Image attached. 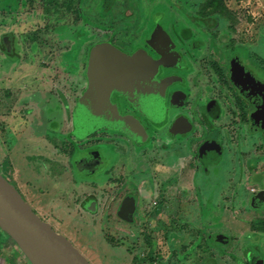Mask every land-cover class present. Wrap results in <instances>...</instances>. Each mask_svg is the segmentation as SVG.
<instances>
[{"label": "flooded vegetation", "instance_id": "1", "mask_svg": "<svg viewBox=\"0 0 264 264\" xmlns=\"http://www.w3.org/2000/svg\"><path fill=\"white\" fill-rule=\"evenodd\" d=\"M132 1L135 10L131 5L119 12V0L108 7L105 0H0L9 16L8 30L0 36L9 35L10 60L19 58L23 44L33 61L45 51L56 52L70 39L72 45L63 55L79 58L82 52L84 73L89 50L97 42H110L127 51L142 47L156 57L145 42L154 28L180 56L158 71L157 78L166 88L164 110L157 119H147L127 98L122 99L124 111L136 116L147 131L148 139L142 144L106 127L84 137L73 133L72 114L85 87L83 77L77 83L80 89L74 103L68 104L59 92L63 102H44V108L38 109L43 110L40 120L45 125L35 135L40 146L31 150L25 143L19 151L25 169L38 174L24 184L29 190L39 184L43 207L49 205L55 212L42 213L28 199L6 170L13 167L12 157L4 155L0 172H7V177L3 175L19 192L21 187L22 197L54 229V223L66 220L54 208L61 204L58 198L73 200L80 222L102 223V237L89 246L102 249L107 264H264V220H252L259 223L256 234L238 252L236 246L228 248L234 238L222 230L224 207L239 203L254 211L264 208V202L259 210L250 204L264 190V133L257 129L260 116L255 105L261 92L251 101L245 99L230 75L232 63H239L264 83V57L249 54L234 36L220 29L217 15L206 14L202 6L195 8L191 0L158 1L145 19L143 1ZM132 18L134 24H127ZM143 21L146 25L137 40L119 37L120 31L135 30ZM94 30L103 38L96 40ZM85 37L91 41L87 48ZM69 63L73 69L77 62ZM147 98L142 105H157L153 94ZM63 114L70 128L60 133ZM4 128L0 127V146L6 141V151L17 153L12 150L15 138L11 134L5 139ZM50 133L61 134L67 142L64 153L42 151ZM81 182L85 187H80ZM221 236L228 241L223 242ZM99 239L104 244L101 249Z\"/></svg>", "mask_w": 264, "mask_h": 264}, {"label": "rangeland", "instance_id": "2", "mask_svg": "<svg viewBox=\"0 0 264 264\" xmlns=\"http://www.w3.org/2000/svg\"><path fill=\"white\" fill-rule=\"evenodd\" d=\"M119 1L120 4L119 7H117V11L119 12L131 6L133 3L132 0ZM142 1L144 5L143 16L145 19L146 13L155 3L161 0H153V3H151L150 0ZM191 1L195 8L198 6L204 7L206 14L217 15L220 23L219 27H221L220 29L228 31L229 34L234 36L233 40L237 42L238 45L246 48L249 54H254L255 57L259 56L258 58L264 57V0ZM146 5L148 7H146ZM134 6L135 4L132 5L133 8ZM105 13L106 12H103L101 14L103 15ZM96 16L98 15L96 14ZM8 17L7 10L3 6H0V34L8 30ZM128 20L129 22H126L127 24H134L135 22L133 18ZM119 21L121 22L122 19ZM145 25V21H143L142 25L139 22L135 30H122L118 35L122 39H126L124 37L126 36L127 38H136L137 40L141 31L145 28ZM120 26L124 25L120 23ZM99 32L94 30V38L96 40L103 38L100 36ZM69 37L71 36H68V38ZM72 42L73 41L69 39L66 43L67 45L62 44L61 47L56 49V52L48 53L45 51L42 58H34L33 61L27 58L28 54L24 50L25 44L21 47L19 58H13L12 60L7 59V54L5 55L4 52L0 50V127L6 125V128H4L5 130L7 129L5 139H8L12 134L15 138L13 140L14 148L12 150L14 152L17 151V153L9 154V151H6L8 144L5 141L6 145L0 146V161L3 160L4 155L8 159L12 157V159L16 161H13V167L10 168V171L9 169L6 170L17 179L28 199L33 202L38 210L47 215L50 213V210L53 212H55V210L49 205L43 207L44 203L41 199V192L38 189L39 184L31 188L29 187L31 190L25 186L24 180H30L31 177H35L38 173L37 171L30 172L25 169V163L23 165L24 156L22 152L19 153V151L23 149L22 145L25 143L29 145L28 147L31 148V150H36V148L40 146L35 135L41 134L45 129V125L42 124L43 121L40 120V116L42 120L44 117H42L43 110L41 111L40 109L41 112L38 111L40 107L44 108V102H63L64 100L59 96V92H61L64 97H67V103L72 104L74 103L75 96L79 93L78 90L80 86H78L77 83L79 80L82 81L85 58H81L82 52L79 53V58L70 59L64 57L63 54L69 50V46L72 45ZM89 44H91L90 39H88L87 42V37H85L83 41L84 48H87ZM42 60H45V62ZM69 62L77 63L75 67L71 69L69 67L71 63ZM39 63H41L42 66H40ZM28 108H32V110L27 112ZM65 113H68L69 117V112L66 111ZM60 123L62 124L59 132H67L70 128V123L65 120L64 114ZM19 135L21 136L19 137ZM50 135L52 137L48 138V142H42L43 144L41 146H44L42 151H46V153H48L47 155L64 153V146H67V142L61 139V134L55 136L50 133ZM1 141L2 140H0V142ZM64 155L65 154L62 156L63 160H65ZM14 164L17 165L14 167ZM4 166L7 168V164L4 163ZM2 172L7 177V172L5 170ZM80 184L81 188L85 187L83 182ZM20 186H18L19 190L23 192ZM60 199L62 198H58L57 202L61 204H56L57 206L54 208L59 211V214L63 215L66 220L54 223L57 227L56 229L65 233L92 264H107L105 255L101 249L104 245L103 241L101 239L98 240V247H100L101 250H93L89 246L93 240L102 237L104 232L103 224L100 222H80V212L73 200L66 199L63 201V199ZM53 202L55 203L54 200ZM48 203L51 204V202ZM237 204L238 206L234 208H223L222 218L226 220V222L222 223V230L232 234L234 240L230 246L228 245V248L230 249L236 246V251L238 252L243 245H248V239L251 240L256 234L259 223H253L252 220L260 218L263 221L264 208L261 211L259 209H257L259 211H254L244 205L241 206L239 203ZM254 226L255 228H253ZM0 264H30L15 242L5 232H2L1 229Z\"/></svg>", "mask_w": 264, "mask_h": 264}, {"label": "water", "instance_id": "3", "mask_svg": "<svg viewBox=\"0 0 264 264\" xmlns=\"http://www.w3.org/2000/svg\"><path fill=\"white\" fill-rule=\"evenodd\" d=\"M112 2L105 0L107 7ZM8 36L7 33L0 36V48L10 55L12 45ZM145 42L156 52V57L142 47L127 51L106 41L91 46L82 76L85 87L76 99L72 114V131L75 135L84 137L106 127L123 132L141 144L148 139L147 131L139 119L124 111L122 99L127 98L147 119H157L164 110L162 97L166 88L164 82L157 78L158 71L162 66L173 65L180 56L171 41L157 28ZM230 75L245 99L251 101L261 92L262 98L255 105L260 116L257 129L264 133V83L239 63H232ZM149 94L156 98L157 105L154 102L153 107L142 105ZM263 202L264 190L250 200L256 209H260ZM0 229L15 242L30 264H92L66 235L34 212L1 172ZM220 239L228 241L224 236Z\"/></svg>", "mask_w": 264, "mask_h": 264}]
</instances>
